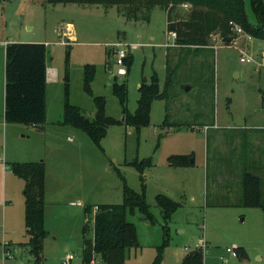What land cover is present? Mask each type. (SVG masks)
Listing matches in <instances>:
<instances>
[{
    "label": "rangeland",
    "instance_id": "rangeland-1",
    "mask_svg": "<svg viewBox=\"0 0 264 264\" xmlns=\"http://www.w3.org/2000/svg\"><path fill=\"white\" fill-rule=\"evenodd\" d=\"M244 2L254 23L249 0ZM188 11V6H178L172 19L179 20ZM166 23V12L159 7L150 11L148 21H133L115 6L0 0V40L45 43L47 65L55 68L57 81L45 90L43 130L8 123L6 140L0 141V264L32 263L23 217L20 213L17 221L15 207L6 215L3 234L1 202L20 198L23 192V181L10 174L9 163L42 160L46 166L51 190L45 202L48 236L42 264H62L67 253L73 255L71 264H81L77 214L67 209L79 207L78 200L93 207L121 202L122 181L117 171L128 187L140 193L139 174L129 163L147 157L153 166L143 173V192L155 220L147 222L137 210L127 215L136 227L138 247L128 250L124 264L152 262L162 237L157 194L180 204L171 216L170 244L160 264H181L183 253L198 244L203 264H264V213L240 204L250 138L252 133L262 137L264 130L226 127L264 126V42L242 30L226 46L212 34L207 45L187 53L176 46ZM118 47L133 57L123 76L116 75L114 64ZM67 50L68 101L89 119L94 116V105L83 90L85 64L95 67L90 85L93 95L104 97L106 115L116 119H121V112L111 92L112 78L126 82L127 108L133 113L141 82H149L155 71L160 91L165 92L152 102L148 125L138 132L123 124L110 126L98 147L80 130L57 124L62 117ZM241 57L249 60L242 62ZM173 154L188 155L190 164L168 166L166 158ZM260 177L264 196V173ZM2 244L10 257L2 258ZM234 247H243L246 257L241 260L226 251Z\"/></svg>",
    "mask_w": 264,
    "mask_h": 264
},
{
    "label": "trees",
    "instance_id": "trees-1",
    "mask_svg": "<svg viewBox=\"0 0 264 264\" xmlns=\"http://www.w3.org/2000/svg\"><path fill=\"white\" fill-rule=\"evenodd\" d=\"M48 4H79L115 6L119 14L127 20L148 21L150 11L159 7L167 15L166 30L176 35L175 44L184 48L187 53L196 52L207 45L210 35L217 34L224 45H230L237 37L230 23L238 25L245 34L264 42V0H249L255 22L249 19L244 0H45ZM189 7L185 17L172 19V12L178 6ZM68 56L64 59V87L62 117L57 121L60 126H70L85 133L90 141L100 147L108 127L125 125L139 131L149 123L150 107L155 99L162 98L158 84V76L153 71L149 82L142 81L138 88L139 97L133 113L127 108V86L125 81L112 78L111 92L120 106L121 119L105 113L103 96L93 95L91 82L95 67L91 64L83 66V90L92 98L94 116L87 118L80 107L68 101ZM133 57L125 58V70L129 72ZM167 63V54H166ZM167 83V81H166ZM46 46L43 43L10 42L5 46L4 62V120L6 123L42 125L46 121ZM170 167H187L190 163L188 155L173 154L166 158ZM139 174L141 192L138 193L127 186L119 171L122 181V200L119 203L95 204L97 210L91 212L93 206L83 208V224L81 226V264L91 261L102 264H124L129 249L138 247L136 227L127 220L128 214L136 210L144 220L154 223V216L149 211L144 196L145 169L153 166L151 157L134 160L129 163ZM9 169L13 175L23 181L24 228L27 235L26 245L31 257V264H42L43 246L48 231L44 226L45 205V166L42 160L35 162H12ZM242 196L240 204L247 208H256L264 213V196L261 192L262 180L259 175L244 171L241 177ZM155 203L161 210V242L155 247V255L151 264H160L165 248L170 244L169 223L172 214L180 204L163 194L155 196ZM88 218V222H85ZM5 247V246H4ZM236 257L244 259L243 247H234ZM204 253L196 247L185 253L181 264H203Z\"/></svg>",
    "mask_w": 264,
    "mask_h": 264
},
{
    "label": "crops",
    "instance_id": "crops-1",
    "mask_svg": "<svg viewBox=\"0 0 264 264\" xmlns=\"http://www.w3.org/2000/svg\"><path fill=\"white\" fill-rule=\"evenodd\" d=\"M11 41H6V40H0V141L2 143L5 142L6 140V134L7 131L9 130V125L8 123L5 122L4 120V62H5V46L7 43H10ZM45 44V43H44ZM46 46V45H45ZM48 60H47V54H46V87L51 84H55L57 81L56 80V70L54 67L48 68ZM47 70H53V73L50 71V78L47 79ZM46 90V88H45ZM47 115V113H46ZM32 128H40L43 130V125H31ZM65 127V126H64ZM230 128H244V129H249L253 131H258V130H264V126L259 125L257 123H250L249 125H246L245 123L243 125L239 126H226ZM71 132V131H69ZM261 141V142H259ZM264 135L260 138H257L255 135L252 133V137L250 138V146L252 147L250 149V154H249V160L246 162L245 166L243 169H247V171L254 173L255 175H259L264 173ZM263 147V148H262ZM5 154V152H4ZM1 161V158H0ZM28 161H35V160H28ZM4 161V159L2 160ZM14 162H17V160H14ZM12 163V162H11ZM10 164V163H9ZM4 166V165H3ZM45 166V165H44ZM9 167V166H8ZM177 168H186V167H177ZM10 170V169H9ZM246 170H243V172ZM263 171V172H262ZM10 174H12L11 171H9ZM242 172V173H243ZM262 172V173H261ZM51 190V185L48 183V176H47V171H46V166H45V197L44 200L46 202L47 196ZM4 196L5 191H4ZM81 201V202H80ZM70 204L72 202H69ZM77 206L76 209H67L68 212L70 213H76L77 214V228L81 229V226L83 224V208L85 203L82 202V200L77 201ZM99 204V203H97ZM95 205V204H93ZM2 206V212H3V223H4V236H5V224H6V215L9 211V213L13 212L14 207L16 208V216H17V221L19 220V216L21 213V216L23 217V224H24V197H23V192H20V198H11L8 203H6L5 200H2L1 202ZM174 214V213H173ZM172 214V215H173ZM3 226V225H2ZM44 226L46 228V204L44 205ZM47 230V228H46ZM48 231V230H47ZM3 237V236H2ZM9 242V241H8ZM9 244V243H8ZM5 244H2V246ZM185 254V253H183Z\"/></svg>",
    "mask_w": 264,
    "mask_h": 264
},
{
    "label": "built area",
    "instance_id": "built-area-1",
    "mask_svg": "<svg viewBox=\"0 0 264 264\" xmlns=\"http://www.w3.org/2000/svg\"><path fill=\"white\" fill-rule=\"evenodd\" d=\"M183 6L187 7L188 5L187 4H183ZM230 25H231V29L236 34L242 32L241 28L238 25H235L233 23H230ZM169 36L171 38H175L176 37L174 32H170ZM126 56H127V51H126L125 48H123V47L116 48L115 53H114V64L116 65V75H118V76H123L126 73L125 65H124ZM248 60L249 59H244L243 57L240 58V61H242V62L243 61H248ZM49 78H50V71L47 70V79H49ZM96 210H97V206L95 205L92 208V213L95 212ZM85 222H88V218H85ZM197 247H200V245L198 244ZM226 251L228 253H230L231 256H233V257L236 256L235 251L233 250V248H227ZM8 254H9V251L5 250L4 246H2V258L10 257V256H8ZM72 260H73V255L71 253H67V254L64 255V257L62 259V264H71ZM90 264H94V262L91 261Z\"/></svg>",
    "mask_w": 264,
    "mask_h": 264
},
{
    "label": "bare ground",
    "instance_id": "bare-ground-1",
    "mask_svg": "<svg viewBox=\"0 0 264 264\" xmlns=\"http://www.w3.org/2000/svg\"><path fill=\"white\" fill-rule=\"evenodd\" d=\"M53 72V71H52Z\"/></svg>",
    "mask_w": 264,
    "mask_h": 264
},
{
    "label": "water",
    "instance_id": "water-1",
    "mask_svg": "<svg viewBox=\"0 0 264 264\" xmlns=\"http://www.w3.org/2000/svg\"><path fill=\"white\" fill-rule=\"evenodd\" d=\"M191 162V161H190Z\"/></svg>",
    "mask_w": 264,
    "mask_h": 264
}]
</instances>
